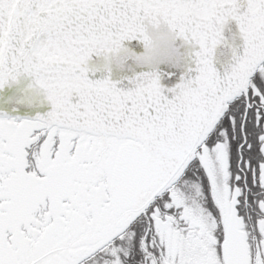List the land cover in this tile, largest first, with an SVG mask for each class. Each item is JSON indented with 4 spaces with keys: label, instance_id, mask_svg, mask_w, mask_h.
I'll list each match as a JSON object with an SVG mask.
<instances>
[{
    "label": "snow or ice",
    "instance_id": "obj_1",
    "mask_svg": "<svg viewBox=\"0 0 264 264\" xmlns=\"http://www.w3.org/2000/svg\"><path fill=\"white\" fill-rule=\"evenodd\" d=\"M0 264H264V0H0Z\"/></svg>",
    "mask_w": 264,
    "mask_h": 264
}]
</instances>
